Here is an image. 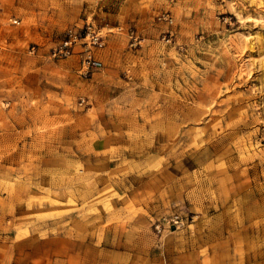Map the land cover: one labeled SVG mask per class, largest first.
Instances as JSON below:
<instances>
[{
  "label": "rangeland",
  "instance_id": "obj_1",
  "mask_svg": "<svg viewBox=\"0 0 264 264\" xmlns=\"http://www.w3.org/2000/svg\"><path fill=\"white\" fill-rule=\"evenodd\" d=\"M85 22L94 63L52 57ZM0 196L29 240L105 218L137 264H264V0H0Z\"/></svg>",
  "mask_w": 264,
  "mask_h": 264
},
{
  "label": "crops",
  "instance_id": "obj_2",
  "mask_svg": "<svg viewBox=\"0 0 264 264\" xmlns=\"http://www.w3.org/2000/svg\"><path fill=\"white\" fill-rule=\"evenodd\" d=\"M4 203L6 197L0 196V218L8 221V215L2 212ZM105 220L100 218L96 224L86 219V227L80 233L74 228L71 233L48 234L44 240L36 234H30L29 240V236H18L17 230L13 234L0 230L1 244L12 240L18 246V249L15 244L11 246L14 249L9 248L10 244L2 247L3 258L12 253L4 264H137L138 247L133 244L136 234L133 228H127L132 223L122 225L114 220L101 231L100 225L106 224ZM28 241L36 242L34 248L28 249ZM42 241L49 244L44 251L39 247Z\"/></svg>",
  "mask_w": 264,
  "mask_h": 264
},
{
  "label": "built area",
  "instance_id": "obj_3",
  "mask_svg": "<svg viewBox=\"0 0 264 264\" xmlns=\"http://www.w3.org/2000/svg\"><path fill=\"white\" fill-rule=\"evenodd\" d=\"M13 21L16 22V20ZM103 43L104 40L101 31L95 29L90 22H85L79 29L71 28L67 30L65 37L51 48V56L54 58L67 57L74 52L77 44H82L85 52L83 62L86 64V67H88L91 63H94L90 54V47H101ZM84 101V98H80L79 104L82 105Z\"/></svg>",
  "mask_w": 264,
  "mask_h": 264
}]
</instances>
